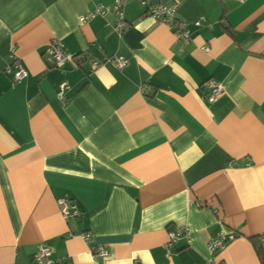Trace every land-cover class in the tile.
Returning <instances> with one entry per match:
<instances>
[{
	"label": "crops",
	"instance_id": "crops-1",
	"mask_svg": "<svg viewBox=\"0 0 264 264\" xmlns=\"http://www.w3.org/2000/svg\"><path fill=\"white\" fill-rule=\"evenodd\" d=\"M114 2L0 0V264H35L39 245L42 264H261L264 0H150L177 4L187 39L136 0L118 31ZM55 40L77 65L48 64ZM221 232L234 237L210 251Z\"/></svg>",
	"mask_w": 264,
	"mask_h": 264
},
{
	"label": "built area",
	"instance_id": "built-area-1",
	"mask_svg": "<svg viewBox=\"0 0 264 264\" xmlns=\"http://www.w3.org/2000/svg\"><path fill=\"white\" fill-rule=\"evenodd\" d=\"M139 4L143 6H148L149 13L160 22L165 23L169 26L173 25L174 29L177 28V33L180 38H189L191 34H193V30H191L186 23L180 21L175 18V10L177 8V4L175 2H171L169 4H156L151 5L150 0H136ZM242 1V0H240ZM127 2V0H115L111 11H113L114 15H116V23L115 28L118 31H122L127 22L123 19L122 16V7ZM110 9L102 4H99L95 7L93 11L82 15L80 17L81 21H85L87 18L93 16L96 13L104 14L108 12ZM201 23V19H197L194 21L193 25L198 27ZM75 58H78L76 55L72 53H68L64 50L63 45L59 41H53L49 49L47 50V56L45 60L50 63L52 66L63 68L67 64L77 65L75 62ZM114 65L122 69L127 64V59L123 55H115L110 59ZM98 61H92V67H96L98 65ZM14 79L19 81L27 77V72L23 67L16 63L15 68L13 69ZM202 85L207 88L208 92L205 95V100L207 102H214L218 97L223 93V86L216 79L210 77L206 79ZM67 88V84L65 82L60 83L59 90L57 91V96H61L64 89ZM59 210L62 216L67 219L71 217H76L79 212L77 210L76 204L73 203L69 199L62 198L58 201ZM214 213L217 211L215 207L212 210ZM189 229L187 226H180L174 229H170L168 231V245L167 248L172 245L177 239L184 238L188 236ZM234 234H225L219 233L216 237H214L208 243V249L210 251H215L218 248L222 247L224 243L232 239ZM168 250V249H167ZM93 253V257L97 258L98 256H106L108 254V250L103 245H96L91 249ZM51 255V249L48 246L39 245L38 252L34 257L35 264H42L46 261H49V257ZM206 264H222L218 262L209 261Z\"/></svg>",
	"mask_w": 264,
	"mask_h": 264
},
{
	"label": "trees",
	"instance_id": "trees-1",
	"mask_svg": "<svg viewBox=\"0 0 264 264\" xmlns=\"http://www.w3.org/2000/svg\"><path fill=\"white\" fill-rule=\"evenodd\" d=\"M217 210V208H215ZM213 210V209H212ZM255 246H256V250H257V253L259 255V258L261 260V264H264V249L261 245L259 244H256L255 243Z\"/></svg>",
	"mask_w": 264,
	"mask_h": 264
}]
</instances>
